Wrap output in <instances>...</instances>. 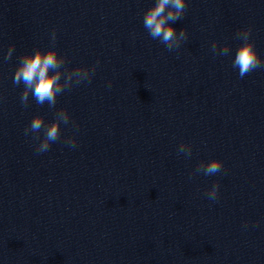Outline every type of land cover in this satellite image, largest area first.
<instances>
[{
  "label": "clouds",
  "instance_id": "1",
  "mask_svg": "<svg viewBox=\"0 0 264 264\" xmlns=\"http://www.w3.org/2000/svg\"><path fill=\"white\" fill-rule=\"evenodd\" d=\"M186 10V0H154L152 5L144 11L143 26L152 39L159 40L168 51H173L180 48L182 42L188 38L186 29L181 28L177 31L173 26L176 21L183 18ZM235 35L241 43L232 58V66L238 69L239 76L243 78L259 68H264V58L256 49L251 26L238 29ZM56 40L57 33L53 29L50 34L49 47L45 49L36 46L33 50L24 52L18 57L13 84L23 85L20 101L25 108L28 107L31 96L38 105L42 106L47 103L50 109H55L58 96L74 86L84 82L90 83L95 75L99 62L92 66L67 67V57L56 47ZM14 51L15 45L12 44L3 55V60H11ZM211 51L219 56H229L231 47L228 43L220 44L219 41H212ZM61 124L71 125L74 129H78V125L72 121L68 110L60 108L55 111L54 119L50 122H45L43 115L35 114L25 127L24 134L26 136L31 134L32 140L36 142L35 150L38 154L45 153L50 150L53 143L61 140ZM63 142L74 148L77 145V138L75 134L65 136ZM177 151L190 158L192 145L181 142ZM223 167L222 160L212 158L208 161H201L193 174L215 175L221 172ZM219 187V183L216 182L207 190L206 195L209 200L218 199Z\"/></svg>",
  "mask_w": 264,
  "mask_h": 264
}]
</instances>
